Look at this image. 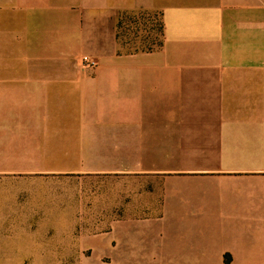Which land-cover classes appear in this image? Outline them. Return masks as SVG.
<instances>
[{"label":"crops","instance_id":"obj_1","mask_svg":"<svg viewBox=\"0 0 264 264\" xmlns=\"http://www.w3.org/2000/svg\"><path fill=\"white\" fill-rule=\"evenodd\" d=\"M135 11L162 46L120 54ZM87 225L103 264H264V0H0V264Z\"/></svg>","mask_w":264,"mask_h":264},{"label":"trees","instance_id":"obj_2","mask_svg":"<svg viewBox=\"0 0 264 264\" xmlns=\"http://www.w3.org/2000/svg\"><path fill=\"white\" fill-rule=\"evenodd\" d=\"M138 17H142V20L138 21ZM145 17H150L153 19V25H149V22H145ZM145 25L149 26V28L146 30H144ZM154 27H156V29H153ZM141 29L144 30L146 34L139 35L138 31ZM114 31L118 53L120 54L133 52L136 53L134 50L135 48L132 46L135 45V42L138 39V46H141L140 50H143L141 52L158 50L162 46V24L160 16L157 15L140 11L119 13L116 17ZM154 31H157V38L155 41L154 37L156 34L154 35L151 33ZM124 49H127V52L122 51Z\"/></svg>","mask_w":264,"mask_h":264},{"label":"rangeland","instance_id":"obj_3","mask_svg":"<svg viewBox=\"0 0 264 264\" xmlns=\"http://www.w3.org/2000/svg\"><path fill=\"white\" fill-rule=\"evenodd\" d=\"M138 21L142 20V17H138L137 18ZM136 19V20H137ZM145 22H149V25H153V19H151L150 17H145ZM155 23V22H154ZM115 26V25H114ZM138 26V25H137ZM149 26L145 25L144 30L148 29ZM153 29H156V27H154ZM144 30H140L138 31L139 35H144L146 34L144 32ZM115 33V31H114ZM154 35L156 34V36L154 37V41L157 38V31L151 32ZM140 37V36H139ZM139 40V39H138ZM138 40H136L135 45L132 46L134 47L136 52H141L143 50L141 49V46H138L137 42ZM132 50V49H131ZM124 52H127V49L122 50ZM118 52V49H117ZM60 235H63V233H58ZM78 232H72L71 236H78ZM100 236L99 232L96 231L95 229V225H87V232H86V250H84V252L82 254L79 255H62V256H55L54 260L55 263L54 264H103L105 261H103V257L102 256H98L95 255L96 253V248H95V237ZM82 237V234H81ZM46 256H26V257H22V256H17V257H11V263L10 264H17V262L15 260H18L20 263V260L25 259V263L27 264L29 261H34V260H44L46 259ZM28 259V260H27ZM102 260V261H101ZM40 263H42L43 261H39ZM229 262V257L228 256H221L219 257V264H227ZM35 263V262H34ZM21 264V263H20ZM37 264V263H36Z\"/></svg>","mask_w":264,"mask_h":264},{"label":"built area","instance_id":"obj_4","mask_svg":"<svg viewBox=\"0 0 264 264\" xmlns=\"http://www.w3.org/2000/svg\"><path fill=\"white\" fill-rule=\"evenodd\" d=\"M82 66L87 68H94L96 67V60L90 57H82L81 59Z\"/></svg>","mask_w":264,"mask_h":264}]
</instances>
